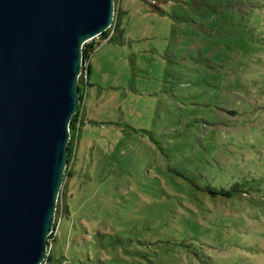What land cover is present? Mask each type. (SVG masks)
Returning a JSON list of instances; mask_svg holds the SVG:
<instances>
[{"label":"rangeland","instance_id":"obj_1","mask_svg":"<svg viewBox=\"0 0 264 264\" xmlns=\"http://www.w3.org/2000/svg\"><path fill=\"white\" fill-rule=\"evenodd\" d=\"M119 6L45 264H264V0Z\"/></svg>","mask_w":264,"mask_h":264},{"label":"water","instance_id":"obj_2","mask_svg":"<svg viewBox=\"0 0 264 264\" xmlns=\"http://www.w3.org/2000/svg\"><path fill=\"white\" fill-rule=\"evenodd\" d=\"M115 14V0H0V264L47 261L84 46Z\"/></svg>","mask_w":264,"mask_h":264},{"label":"trees","instance_id":"obj_3","mask_svg":"<svg viewBox=\"0 0 264 264\" xmlns=\"http://www.w3.org/2000/svg\"><path fill=\"white\" fill-rule=\"evenodd\" d=\"M115 8H116V14H115L114 25L111 28H109L106 32H104L102 35H100V40L97 41L96 43H94L90 46L88 45L89 43L87 45L85 44V46H84V59L86 61L90 58V56L95 51V49L97 47H99L103 43V41L106 40L108 37H109L108 42L114 41L115 36L118 33L117 31H118V28L120 25L119 19H120L121 11H120V6H119V0H115ZM88 77H89V64L87 66V74L81 75V77H80V91H81V98H82L81 99V105H80L79 112L73 117L72 122H71L72 137H71L70 144H69V164H68V167L66 169V175H65V177L67 176V180L69 177L68 176L69 170L72 167L73 162H74L75 150H76V147L78 144V139L80 137V127H78V121H79V118H81L83 113H84L83 109H82L83 100H84L82 86L86 83V80L88 79ZM80 115H81V117H80ZM80 123H83V122L80 121ZM67 180L65 182H67ZM223 194L227 197L232 196V193L230 191L223 192ZM64 199H65L64 198V191L62 190V195H60L59 200H58V204H57L56 224L58 223V220L61 217L60 211H61V209L63 210ZM51 235H50L49 239L51 238ZM48 257L50 258V254ZM49 258H47V259L50 260Z\"/></svg>","mask_w":264,"mask_h":264},{"label":"built area","instance_id":"obj_4","mask_svg":"<svg viewBox=\"0 0 264 264\" xmlns=\"http://www.w3.org/2000/svg\"><path fill=\"white\" fill-rule=\"evenodd\" d=\"M97 38H100V36L99 37H97ZM96 39V38H95ZM108 39H109V37L105 40V41H108ZM94 40V39H93ZM92 41V40H91ZM91 41H89V42H87L86 43V45L88 44V43H90ZM88 64H89V59L86 61V67L88 66ZM84 75V74H83ZM51 250V249H50ZM50 253V252H49ZM46 263V262H45ZM45 263H43V264H45Z\"/></svg>","mask_w":264,"mask_h":264}]
</instances>
